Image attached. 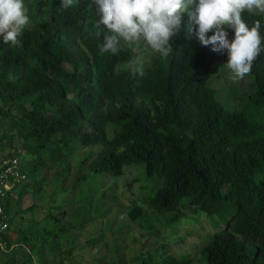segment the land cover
Returning a JSON list of instances; mask_svg holds the SVG:
<instances>
[{"label": "trees", "instance_id": "trees-1", "mask_svg": "<svg viewBox=\"0 0 264 264\" xmlns=\"http://www.w3.org/2000/svg\"><path fill=\"white\" fill-rule=\"evenodd\" d=\"M24 1L37 9L21 37L23 47L4 45L0 36V103L7 109L3 119L11 118V128L25 139V154L8 158H19L35 182L21 195L36 194V181H46L39 178L36 165L29 169L28 156H34L35 164L45 165L47 159L53 167L62 165L56 175L65 176V185L67 160L81 148L97 146L90 172L117 178L127 166L141 165L155 185L150 205L159 215H171V224L199 214L220 219V227L201 248L202 261L193 254H164L141 264H264V53L251 69L256 90L247 108L229 110L208 86L211 71L227 62V53L202 46L194 30L190 36L181 30L171 50L165 56L156 53L144 75L134 78L121 67L116 70L134 57L133 42H122L117 55L101 54L99 41L84 31L85 23L95 20L89 0H75L66 11L59 8L60 0ZM241 16L249 27L259 20L264 35L262 14L246 9ZM228 38H234L231 29ZM13 105L21 109L17 117ZM251 108L263 116L249 115ZM9 137L13 139L8 134L3 139ZM23 182L6 198L10 226L0 241L8 249L17 232L9 214L10 196ZM62 206L29 219L18 239L34 255L46 257L45 264L64 240L71 244L66 250L71 257L79 246L78 235H66L69 229L60 224ZM38 207L33 203L29 210L34 213ZM142 214L138 206L129 216L136 220ZM86 222H78V228L84 230ZM90 225L94 233L85 238L93 249L101 242L102 226Z\"/></svg>", "mask_w": 264, "mask_h": 264}, {"label": "rangeland", "instance_id": "rangeland-1", "mask_svg": "<svg viewBox=\"0 0 264 264\" xmlns=\"http://www.w3.org/2000/svg\"><path fill=\"white\" fill-rule=\"evenodd\" d=\"M25 4L31 18L34 17L37 7L31 2ZM133 43L134 49L140 50L143 55L144 68L148 67L156 52L143 48L140 41ZM127 63L120 64V67L124 70ZM208 86L216 91L218 100L227 109L236 111L247 108L256 90L252 73L239 82H233L224 65L216 66L211 71ZM6 110L0 103V160L25 154V139L21 138L18 129L11 128V118L3 119ZM12 110L13 117H17L21 109L13 105ZM248 113L254 114L255 118L256 115L263 116L257 108H251ZM6 134L13 139H3ZM98 150L97 146H89L73 153L67 160L70 171L65 185V176L56 175V172H62V165L55 164L53 167L47 159L45 165L38 162L35 164L34 156H28L26 164L29 169L34 170L36 165L39 178H46V181L42 184L36 181V194L22 196L25 187L35 185L29 178L11 194L9 214L10 217H15L12 228L17 229V232L13 234L15 242L11 248L0 249V264H45L46 257L34 255V250L18 239H22V230L29 225V219H38L40 213L44 214V209L49 212L50 207L59 205L64 206L58 212L59 216L63 217L60 224L69 229L66 235H78L76 242L79 246L73 253L75 258L71 257L66 251L71 244H68L67 239L64 240L59 250L52 249L56 255L52 256L48 264H141L143 261H149L150 257L158 259L164 254L175 258L193 254L196 259L202 261L201 248L220 227L219 217L207 214L191 215L171 224L168 221L171 215H159L150 205L148 197L155 192V185L150 179H146L145 170L141 165L127 166L124 175L117 178L90 172L89 166L95 159L92 153ZM42 154H38L39 158ZM33 203L39 206L34 213L29 210ZM138 206L143 208V214L140 218L132 220L129 213ZM65 210L66 214L62 215ZM106 211L107 214L103 215ZM79 215L82 216L81 220ZM83 219L87 221L84 230L78 228V222ZM90 223L102 226L99 231L101 242L93 249L88 246L85 238V235L94 233ZM146 227H149L150 232L146 231Z\"/></svg>", "mask_w": 264, "mask_h": 264}, {"label": "clouds", "instance_id": "clouds-1", "mask_svg": "<svg viewBox=\"0 0 264 264\" xmlns=\"http://www.w3.org/2000/svg\"><path fill=\"white\" fill-rule=\"evenodd\" d=\"M74 3L75 0H60L59 8L66 11ZM89 5L95 20L86 22L84 31L99 41L101 54L117 55L122 42L127 45L140 41L143 48L165 56L181 30L189 36L194 30L202 46L211 45L213 52L226 51L224 66L229 78L239 82L251 73L254 61L264 53L261 22L256 20L249 27L241 16L246 9L264 14V0H89ZM31 23L24 0H0V36L4 45L22 48L21 37ZM229 29L234 33L231 40ZM133 51L136 55L124 65V70L134 78L142 77L143 55L138 49ZM116 70H121L119 65Z\"/></svg>", "mask_w": 264, "mask_h": 264}, {"label": "built area", "instance_id": "built-area-1", "mask_svg": "<svg viewBox=\"0 0 264 264\" xmlns=\"http://www.w3.org/2000/svg\"><path fill=\"white\" fill-rule=\"evenodd\" d=\"M28 173L25 164L19 158H5L0 160V238L6 234L10 223L6 213L5 203L9 192H11L18 182L26 181ZM4 247L0 241V248Z\"/></svg>", "mask_w": 264, "mask_h": 264}]
</instances>
